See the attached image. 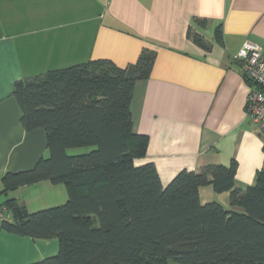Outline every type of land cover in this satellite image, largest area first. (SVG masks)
Returning <instances> with one entry per match:
<instances>
[{"label": "crops", "instance_id": "0c3cea01", "mask_svg": "<svg viewBox=\"0 0 264 264\" xmlns=\"http://www.w3.org/2000/svg\"><path fill=\"white\" fill-rule=\"evenodd\" d=\"M190 30L205 37V47ZM247 42L264 51V0H0V206L14 198L36 211L68 198L63 185L49 181L4 193L6 174L34 169L48 156L46 131L23 126L16 85L92 60L126 68L145 49L157 55L151 77L136 83L132 97L134 132L149 137L147 156L136 164L153 163L166 187L184 170L235 162L236 187L254 186L264 168V134L247 116L252 85L233 60ZM201 200L229 207V193L212 187L201 190ZM0 238L18 245H8L10 261L12 253L29 255L20 264L60 248L56 239L1 230Z\"/></svg>", "mask_w": 264, "mask_h": 264}, {"label": "trees", "instance_id": "16d2710c", "mask_svg": "<svg viewBox=\"0 0 264 264\" xmlns=\"http://www.w3.org/2000/svg\"><path fill=\"white\" fill-rule=\"evenodd\" d=\"M188 35L206 46L199 32ZM156 55L145 49L126 68L92 60L16 85L23 126L46 131L48 156L6 174L4 193L49 181L68 195L36 212L14 198L0 206L1 231L59 241L57 254L29 264H264V168L241 190L235 162L184 170L166 187L153 163L136 164L149 137L134 132L132 97L136 83L151 77ZM206 187L229 193V207L203 203Z\"/></svg>", "mask_w": 264, "mask_h": 264}, {"label": "built area", "instance_id": "2783aa9c", "mask_svg": "<svg viewBox=\"0 0 264 264\" xmlns=\"http://www.w3.org/2000/svg\"><path fill=\"white\" fill-rule=\"evenodd\" d=\"M233 60L240 65L243 76L252 84L246 107L247 116L264 134V51L259 45L247 42ZM3 218L4 214L0 211V222Z\"/></svg>", "mask_w": 264, "mask_h": 264}, {"label": "rangeland", "instance_id": "374dc122", "mask_svg": "<svg viewBox=\"0 0 264 264\" xmlns=\"http://www.w3.org/2000/svg\"><path fill=\"white\" fill-rule=\"evenodd\" d=\"M88 151V149H76V150H73L72 152L76 153V154H82L83 152H86ZM44 195H42V197L40 198V203H43V201H45V197H43ZM2 200L4 198H1ZM1 202V201H0ZM40 206H43V205H40ZM45 208V207H44ZM43 208V209H44ZM48 208V207H47ZM32 212H36V211H39V210H42V209H36V211H33L35 209H30ZM12 241V240H11ZM7 238H0V264H20L21 262H24L23 258L24 256H26V258L29 257V255H19V254H13L12 253V256L10 257L11 261L9 260V257L8 255L6 254L7 252H10L9 251V247H18V245L16 243H14ZM9 245V247H8ZM20 248V247H19ZM32 251H35L37 252V247L34 246L32 248ZM31 257V256H30ZM33 257V256H32ZM19 261V262H18ZM29 264V263H28ZM170 264H175V263H170Z\"/></svg>", "mask_w": 264, "mask_h": 264}]
</instances>
